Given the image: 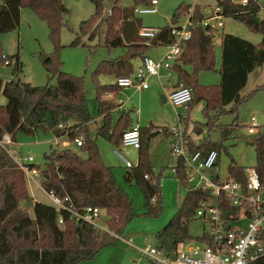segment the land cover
Listing matches in <instances>:
<instances>
[{
  "label": "trees",
  "instance_id": "1",
  "mask_svg": "<svg viewBox=\"0 0 264 264\" xmlns=\"http://www.w3.org/2000/svg\"><path fill=\"white\" fill-rule=\"evenodd\" d=\"M94 4V14L81 22L79 34H89L93 40L99 32L97 25H92L94 19L103 11V0H91ZM148 0H133L134 5L122 7L112 5L103 20L106 23L104 45L120 48L131 58L122 56L102 60L92 71L95 87V107L101 118L97 126L96 136H99L120 147L121 138L134 122L130 114L132 109L115 112L116 97L123 88L115 82L100 84V75L128 76L133 73L132 58L142 59L150 47L147 38L139 35L141 21L134 12L138 3L147 4ZM222 8L224 17H232L241 21L250 31L259 33L261 40L254 44L232 33H222L220 40L221 57L218 72L220 81L217 85L203 86L198 83L197 76L201 71L215 68L214 39L215 30H206L197 26L192 30L191 37L185 42L182 51L171 70L176 74L178 83H186L192 89V99H202V113L208 128L207 136L195 141L185 129L183 136L193 151L207 153L217 152L216 166H219L220 154L226 150L227 138L220 137L217 141L210 139V132L218 127L220 116L233 112L244 100L264 89V83L256 85L247 95H240L245 87L248 75L264 63V19L257 22L259 6L251 0L247 5L233 4L230 0H215ZM194 7V18L201 19L204 13L198 5H185L176 18L187 14ZM27 7L40 20L45 22L49 37L55 50L60 49L59 32L66 23L69 10L62 0H0V34L19 27L20 10ZM170 24L158 28V43L166 46L172 42ZM72 41V45L81 43L80 35ZM8 61V63H6ZM0 62L6 65L11 60L0 54ZM50 75L56 78L55 84L42 86L11 79L3 82L1 92L6 103L0 105V135L9 133L13 141L16 134H33L37 130H50L57 137L66 135L70 141L82 134L83 144L80 146L86 156L66 148L53 149L45 155L40 171L41 187L45 192L52 191L59 198L68 197L75 211L81 212L88 206L99 207L104 212L103 225L110 231L122 234L125 224L133 217L132 202L125 190L118 184L111 168L105 164L98 151L96 141L86 134V128L91 120L87 105V90L82 77L74 76L60 69V62H52L50 56L42 58ZM20 69L16 60L13 71ZM114 97L109 98L108 95ZM227 106H231L226 109ZM113 114L116 118L113 119ZM186 121V120H185ZM59 129L57 125L67 124ZM221 126V125H220ZM219 126V127H220ZM166 132V127L149 124L140 126V144L137 151V163L126 167L125 177L133 179L144 194L149 215H158L161 211V191L158 176H155L149 158V142L159 132ZM167 133V132H166ZM257 165L255 166L261 181L264 183V132L258 130L254 137ZM245 167L237 165L232 159L228 165V175L244 181ZM176 178L188 187L185 179L184 162L176 161ZM206 199L200 189L187 188L175 215L157 233L160 246L175 248L179 243L192 239L188 232V223L195 218V211L201 200ZM27 204V209L20 208V202ZM67 203V202H65ZM221 205V204H220ZM31 207L32 215L28 208ZM222 210L234 212L222 201ZM0 264H75L94 257L104 246L114 243L108 232L96 229L92 224L71 218L68 210L57 208L34 200L28 193L23 172L0 149ZM59 217L63 225L58 223ZM205 230V229H204ZM249 264H264V256Z\"/></svg>",
  "mask_w": 264,
  "mask_h": 264
},
{
  "label": "rangeland",
  "instance_id": "2",
  "mask_svg": "<svg viewBox=\"0 0 264 264\" xmlns=\"http://www.w3.org/2000/svg\"><path fill=\"white\" fill-rule=\"evenodd\" d=\"M149 1V0H148ZM155 13L136 14L141 21L142 27L162 28L169 23V20L180 12L185 5H198L204 13L209 12L216 6L215 0H157ZM65 7L69 10L66 23L63 24L59 32L60 49L55 50L52 43L47 25L27 7L20 10L19 27L0 34V54L6 55L11 60L10 65L0 62V78L3 82L11 79L28 82L32 85L42 86L55 84L56 78L50 75L47 70L48 65H44L42 58L44 55L50 56L53 64L60 62V69L74 76L82 77L84 87L87 90V105L91 115L86 134L96 141L98 151L103 161L111 168L112 173L118 184L125 190L132 202L133 217L125 224L122 235L132 236L134 244L137 247H143L146 243L160 245L156 238L157 233L168 223L175 215L187 193V186L182 184L174 173L172 167L175 165V157L170 152V146L167 138L171 135L161 131L149 142V158L151 167L155 176H158L161 191V211L158 215H149L147 213V204L143 192L139 185L133 179L125 177L126 167L122 160L115 154L114 150L126 156L133 164L136 162V154L133 149L122 148L114 145L99 136H96L97 126L101 124V118L95 107V87L92 80V71L102 60L114 59L126 55L120 48H107L104 45L103 32L106 23L103 21L106 12H110L112 5L122 7L133 6V0H103V11L93 20L92 25H97V35L93 40L89 39V34H79V27L82 21L89 19L94 14L95 7L91 0H62ZM264 5V0H259ZM144 3H138L136 7H143ZM258 18L264 19V11L258 12ZM180 19H182L180 17ZM224 27L216 31L214 39L215 68L209 71H201L197 76V81L203 86L217 85L220 81L218 72L220 66L221 48L220 40L222 33H232L254 44H258L261 35L250 31L241 21L232 17L223 18ZM76 33L80 35L81 43L72 45ZM166 50L163 45L150 47L148 55L157 60ZM18 60L20 69L13 71L14 64ZM133 67L140 63V58L135 57L131 60ZM115 76L100 75L98 81L100 84H112L115 82ZM173 78V77H171ZM164 79V78H163ZM158 79L151 77L149 79L151 87L143 93H137L130 101L119 93L118 99L126 101L125 109L136 108V113H131L132 121L138 122L141 127H147L149 124L171 127L178 123V114H188V117L182 121V127L187 128L188 134L197 141L208 134L206 119L202 113L204 101L195 99L190 107H173L169 102H163L162 96H166L163 88H157ZM264 83V63L257 67L248 75L245 87L240 95H247L256 85ZM155 84V85H154ZM112 98L113 94L108 95ZM115 98V97H114ZM117 101V99H115ZM6 103V98L0 91V105ZM231 106H227L229 109ZM255 115L257 131L264 132V89L256 92L250 98L242 101L233 112H228L220 116L217 121L218 127L210 132V139L217 141L220 137L227 138L225 142L226 150L220 154L219 167L222 176L228 175V165L232 159L237 165L250 167L257 165V156L255 150V134H249L247 127L250 125V117ZM116 114H113V119ZM78 136H82L79 134ZM172 139V137H170ZM68 149L86 156V152L77 147L73 141H70ZM14 143L8 145V149L17 159L33 157V163L40 168L44 166L45 155L51 150L58 149L55 144V136L50 130H37L33 134L17 133ZM264 146L261 147L263 149ZM61 149V148H59ZM151 153V157H150ZM16 165V161L8 155ZM18 166V165H17ZM19 168V167H18ZM20 169V168H19ZM21 170V169H20ZM22 171V170H21ZM23 172V171H22ZM24 174V173H23ZM25 177V176H24ZM26 180V178H25ZM26 187L29 195L36 201L52 204L46 192L41 187V180H26ZM21 209H27L24 201L20 202ZM32 215L31 207L28 208ZM105 216L104 212L101 215ZM102 223V222H101ZM205 229V230H204ZM208 230V225L200 219L191 218L188 223V232L193 240L202 236L204 231ZM113 232V231H111ZM115 233V232H114ZM113 240V236L109 234ZM126 238V237H125ZM190 244V242L188 243ZM166 246V245H165ZM178 248H182L181 245ZM75 264H153L147 257L141 256L140 252L132 247H127L120 240L104 246L97 252L93 258L82 260Z\"/></svg>",
  "mask_w": 264,
  "mask_h": 264
},
{
  "label": "built area",
  "instance_id": "3",
  "mask_svg": "<svg viewBox=\"0 0 264 264\" xmlns=\"http://www.w3.org/2000/svg\"><path fill=\"white\" fill-rule=\"evenodd\" d=\"M233 4L247 5L251 0H230ZM264 11V5L259 0H253ZM157 0H149L143 7H135V14L155 13ZM177 18L170 25L172 42L166 45V50L157 60L145 55L140 63L134 67L132 74L115 78V83L121 88H131L134 91H143L149 88V79L156 77L162 88L167 92L166 100L173 107H187L192 99V89L184 83L169 88V82L163 83V73L170 76L171 68L177 61L185 42L191 37L192 30L201 26L206 30L223 28V14L220 6H215L201 19L194 18V7L191 6L187 14ZM158 28L142 27L139 35L151 40L158 33ZM4 57V55H3ZM8 63V61L6 62ZM130 97L127 98L129 100ZM124 101L117 99L118 111L123 109ZM136 113V110L135 112ZM188 117L187 113L178 114V123L166 127V132L171 135L170 154L175 157V165L172 167L176 172V161L184 162L185 179L188 188L207 190L209 195L201 200L195 211V218L202 220L208 225V230L202 236L193 240L179 243L175 248L168 249L166 246L146 243L143 247H137L133 238L123 237L108 230L103 223L102 211L99 207L88 206L78 212L73 209L68 197L59 198L54 192H46L51 203L57 210L64 209L71 213V218L82 220L92 224L96 229L106 231L113 236V240H120L127 246H131L140 252L141 256L147 257L153 264H249L264 256V183L261 181L255 166L245 167L244 181L227 175L222 176L221 169L216 166L217 152L210 150L207 153L193 151L189 148L183 136L184 128L182 121ZM70 125L58 124L57 128L63 129ZM255 115L250 117V125L247 127L249 134L257 133ZM140 125L135 122L130 129L125 131L121 138L122 146H130L138 149L140 144ZM13 139L9 133L0 135V149L12 157L18 167L23 171L26 180L40 179V171L34 166L33 157L29 156L17 159L8 145H12ZM73 143L80 147L83 137L74 138ZM62 142V148H66ZM115 153L123 156L115 150ZM127 167L131 164L123 159ZM222 201L232 208L234 212L226 213L222 210ZM67 202V203H65ZM221 204V205H220ZM58 223L63 225L59 217ZM190 242V244H188ZM181 245L182 248H178Z\"/></svg>",
  "mask_w": 264,
  "mask_h": 264
},
{
  "label": "crops",
  "instance_id": "4",
  "mask_svg": "<svg viewBox=\"0 0 264 264\" xmlns=\"http://www.w3.org/2000/svg\"><path fill=\"white\" fill-rule=\"evenodd\" d=\"M201 11L203 12V10L201 9ZM211 11V9L209 10V12ZM209 12H207V13H204V15H206V14H208ZM224 25L225 24H223V27H224ZM166 48V47H165ZM149 52V51H148ZM165 52V51H164ZM164 52L160 55V56H162L163 54H164ZM147 56H149L148 55V53H147ZM160 56H158V58L160 57ZM261 66V65H260ZM256 69V68H255ZM254 69V70H255ZM253 70V71H254ZM171 77H173V78H171ZM164 78V79H163ZM248 80V79H247ZM161 81L163 82V83H168L169 82V88L168 89H170V88H172V87H174V86H176L177 85V83H178V80H177V77H176V74L174 73V71L172 70L171 71V74H170V76H165L164 75V73H163V76H162V78H161ZM155 85V84H154ZM157 88H162V86L160 85V83L157 81V85H155ZM151 87V85H150V82H149V88ZM149 88H147L146 90H148ZM145 90H143V91H141V92H139V91H134L133 89H131V88H123L122 90H121V92L120 93H122L125 97H126V101H130L132 98H133V96L135 95V94H137V93H143ZM113 97V96H112ZM128 97H130V99L129 100H127V98ZM109 98H111V97H109ZM165 98V102H167V100H166V96H162V101H163V99ZM116 99H118V96L116 97ZM126 101H124V104H123V108H125V102ZM117 102V101H116ZM164 102V101H163ZM136 109V108H135ZM115 112H118V110L115 108ZM140 125V124H139ZM155 126H158V127H165V126H161V125H155ZM187 130V128L185 127L184 128V130ZM52 132V131H51ZM53 133V132H52ZM166 133V132H165ZM187 133H188V131H187ZM54 135V134H53ZM158 135V134H157ZM157 135H155V136H157ZM167 135L169 136V134L167 133ZM190 135V134H189ZM55 136V135H54ZM154 136V137H155ZM67 138L68 139V137L66 136V135H62V136H59V137H57V136H55V144H56V146H57V148L59 149V148H62V142H64L66 145L68 144V146H69V144H70V142L68 141V140H66V139H62V138ZM171 137V136H170ZM167 138V142H168V144H169V146H170V142H171V138ZM195 141H197L196 139H194ZM67 146V147H68ZM120 147H122V148H129V149H133V151H134V154H136V162L133 164L126 156H124V155H122L121 153V155L123 156V158H121V157H119L116 153V155L122 160V162H123V164L125 165V167H127V164H125V162H124V160L123 159H126L127 161H128V163H130L131 165H136V163H137V149L136 148H133V147H130V146H122V145H120ZM114 152H115V150H114ZM150 157H151V153H150ZM106 164V163H105ZM107 165V164H106ZM126 238H128V237H132V236H125ZM134 241V240H133ZM123 243V242H122ZM125 244V243H124ZM126 245V244H125ZM127 246V245H126ZM136 246V245H135ZM127 247H131V246H127ZM133 248V247H132ZM135 249V248H134Z\"/></svg>",
  "mask_w": 264,
  "mask_h": 264
},
{
  "label": "water",
  "instance_id": "5",
  "mask_svg": "<svg viewBox=\"0 0 264 264\" xmlns=\"http://www.w3.org/2000/svg\"><path fill=\"white\" fill-rule=\"evenodd\" d=\"M253 19L257 22L259 20L258 17H253ZM177 21V18L176 17H173L169 20V24L172 25L174 24L175 22ZM158 43V35H156L155 37H153L149 44L151 46H155L156 44ZM122 57L126 60L130 59L131 58V54H126V55H122ZM43 59H46V56L44 55ZM185 85H187L186 83H184ZM2 85H3V80L0 78V91L2 89ZM163 101L165 102V98L163 99ZM205 194L206 195H209V192L206 190L205 191ZM0 215H1V211H0ZM0 222H1V218H0Z\"/></svg>",
  "mask_w": 264,
  "mask_h": 264
}]
</instances>
